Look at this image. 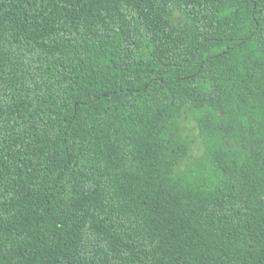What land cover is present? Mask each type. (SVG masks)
Listing matches in <instances>:
<instances>
[{"label": "trees", "instance_id": "obj_1", "mask_svg": "<svg viewBox=\"0 0 264 264\" xmlns=\"http://www.w3.org/2000/svg\"><path fill=\"white\" fill-rule=\"evenodd\" d=\"M0 264H264V0H0Z\"/></svg>", "mask_w": 264, "mask_h": 264}, {"label": "rangeland", "instance_id": "obj_2", "mask_svg": "<svg viewBox=\"0 0 264 264\" xmlns=\"http://www.w3.org/2000/svg\"><path fill=\"white\" fill-rule=\"evenodd\" d=\"M187 126L189 127V132L191 133V135H194L196 133V130L194 129V127L190 124H187ZM195 153H198L199 152V148H198V145L196 143L195 145V150H194Z\"/></svg>", "mask_w": 264, "mask_h": 264}]
</instances>
